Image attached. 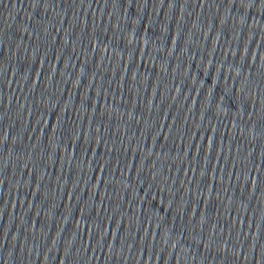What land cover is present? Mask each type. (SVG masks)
I'll return each instance as SVG.
<instances>
[{
	"label": "water",
	"instance_id": "95a60500",
	"mask_svg": "<svg viewBox=\"0 0 264 264\" xmlns=\"http://www.w3.org/2000/svg\"><path fill=\"white\" fill-rule=\"evenodd\" d=\"M0 264H264V0H0Z\"/></svg>",
	"mask_w": 264,
	"mask_h": 264
}]
</instances>
